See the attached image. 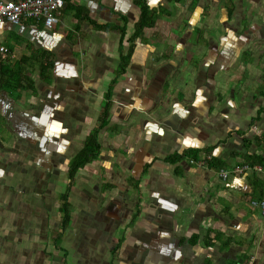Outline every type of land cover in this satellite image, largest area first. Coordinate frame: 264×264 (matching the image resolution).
I'll return each instance as SVG.
<instances>
[{"label":"crops","instance_id":"0c3cea01","mask_svg":"<svg viewBox=\"0 0 264 264\" xmlns=\"http://www.w3.org/2000/svg\"><path fill=\"white\" fill-rule=\"evenodd\" d=\"M251 1L147 0L170 14L132 41L120 75L114 72L139 15L133 0H65L50 29L41 20L0 22L7 47L0 52L5 264H53L47 231L63 237L76 264H264V216L251 203L264 198V143L253 141L264 135V20L257 17L264 0L249 19ZM94 22L125 24L124 41L116 28ZM40 50L51 54L48 78ZM106 101L100 153L68 182V166ZM244 139L252 140L247 149ZM190 149L223 166L180 158ZM241 151L263 163L235 155ZM242 163L261 170L219 176ZM56 165L64 174L49 179ZM65 192L69 220L62 228L57 199ZM23 229L37 230L34 239L16 237ZM59 249L62 257L54 256L65 259Z\"/></svg>","mask_w":264,"mask_h":264},{"label":"trees","instance_id":"16d2710c","mask_svg":"<svg viewBox=\"0 0 264 264\" xmlns=\"http://www.w3.org/2000/svg\"><path fill=\"white\" fill-rule=\"evenodd\" d=\"M134 4L137 6L138 11H139V15H138V19L136 22L135 27L133 28V32L129 37L130 43L129 47L127 49V52L125 55H122L121 57V64L118 67V69H116V71L114 72L115 75H120L122 72H124V67L127 65V63L130 61V57L132 55V51H133V40L140 34V32L142 31L143 28L146 27H152L155 23V21L161 17L163 14L164 15H169L170 12L169 10L165 9L163 6H161L160 4L157 5H153L151 6L147 0H133ZM169 1H180V0H169ZM82 10V9H81ZM94 25L102 28V27H107V28H116L117 30H119L120 32V43L124 41V36H125V30H126V25L122 24V25H117L115 23H111V24H97L94 22ZM42 57H45L46 62L45 64L41 65V72L43 74L44 77L48 78L50 76L49 73V69L52 66V62H51V54L49 51H44V50H40L39 53ZM1 82V79H0ZM109 109V103L106 101L99 113L98 116V121L99 124L96 128L92 129L89 134L86 136L83 147L78 151V153L73 157L70 165L68 166V170H67V176L68 177V182L71 181V179L73 178L72 176L75 175L76 171L83 167L85 164L91 162L93 159L97 158L99 153H100V145L98 142V130L104 126L107 121H106V116H107V112ZM252 140L249 139H244V149H247L250 145ZM253 141L257 144V145H261L264 143V135L261 136H257L254 137ZM199 150H186L184 152H182V154H180V158L183 156H189L190 158H196L197 154H198ZM205 152L209 153V150H205ZM235 155H241L245 161H250V163H254V162H258L260 164L263 163V158L260 155H256L254 154H247L245 151H241V152H236ZM207 163L209 166H215V167H221L223 166V162L222 161H217L215 157H211L209 159H206ZM259 188H260V194L262 197V187H263V183H261V181L258 179L257 180ZM69 188V186H68ZM62 212H63V216H62V228H65L66 224L68 223L69 220V214H68V205L69 203L67 202V193L65 192L62 195Z\"/></svg>","mask_w":264,"mask_h":264},{"label":"built area","instance_id":"2783aa9c","mask_svg":"<svg viewBox=\"0 0 264 264\" xmlns=\"http://www.w3.org/2000/svg\"><path fill=\"white\" fill-rule=\"evenodd\" d=\"M65 0H0V22L7 21L14 25L21 24L24 20H41L42 24L51 28L59 21L61 10L63 9ZM7 47L0 44V52H6ZM210 155L201 158H190V162L196 164H205L206 159ZM251 170L260 171L259 166H250L248 163L235 164L229 169H221L219 176L224 180L230 174H244ZM254 206L260 209L264 216V198L253 200ZM231 264H253L252 259L243 262H234Z\"/></svg>","mask_w":264,"mask_h":264},{"label":"rangeland","instance_id":"374dc122","mask_svg":"<svg viewBox=\"0 0 264 264\" xmlns=\"http://www.w3.org/2000/svg\"><path fill=\"white\" fill-rule=\"evenodd\" d=\"M165 6H169V5H172L173 4V2L174 1H170V2H167L166 0L164 1V0H160ZM259 10H260V7H259V4H258V0H252L251 2H250V4L247 6V13L245 12V14H247V15H249V19H252L253 17H255L256 15H257V13L256 12H259ZM241 13H244V12H242L241 11ZM253 16V17H252ZM258 18H260V19H263L264 20V13H262V14H260L259 16H257ZM258 21V20H257ZM259 22V21H258ZM245 23H247V22H245ZM264 22H262L261 24H263ZM242 26H243V24H241ZM59 55V54H58ZM255 79H256V77H255ZM257 82H260L261 84H262V81L260 80V79H257V81H256V83ZM262 85H257V87H258V89L260 90V89H262L263 88V86L261 87ZM242 93V92H241ZM96 97H99V96H97L96 95ZM228 97H231V99H233V102L235 103L236 102V99L235 98H233L231 95H229ZM230 105L231 104V102L229 101V102H227V105ZM81 117H84V118H80V119H82L84 122H87L88 120H90V117H86V116H81ZM69 128H70V126H68ZM9 160V159H8ZM9 162V161H8ZM63 166H61V165H56L53 169L52 168H50V170H48L49 172H48V178L49 177H51V176H49L50 174H64V170H63V168H62ZM19 172H21V169L19 170ZM50 179V178H49ZM49 179H48V181L47 182H49ZM62 178H60L59 177V179L58 180H55L54 181V184H56V187H58V185L60 184L59 183V181H61L62 182ZM62 184V183H61ZM52 196V198L54 199L55 198V194L54 195H51ZM58 200V202H59V204H61V201L63 202V199L62 200H60L59 198L57 199ZM54 205H55V201H54ZM68 209H69V206H68ZM53 210V209H52ZM52 210H51V214H52V217H53V215H55L54 214V212L56 211H53L52 212ZM63 215V213H61V216ZM52 220H56L55 219V217H53V219ZM51 229H53L52 227H51ZM24 230V232L26 231V233L24 234V233H22L21 231H16L15 233H16V237H19V236H21V238H25V239H30L31 237L33 238V236L31 235V233L32 234H34L37 230H33V229H23ZM49 231H47V241H49L48 243L47 242H45L44 241V243L46 244V247H47V254H48V259H50V258H52L53 257V260H52V262L51 263H57V264H76L75 263V260L74 259H76V256H74L73 257V255H71V252H70V248L69 247H67V246H65V242L63 243V237H59V238H57V239H53V238H51V237H49L50 236V234L48 233ZM59 233H61L60 231H59ZM7 233H2V234H0V239L1 240H5V237H3V235H6ZM31 236V237H30ZM30 237V238H29ZM34 239V238H33ZM1 240H0V251H2V249H6L7 248V245H3L4 243H2L1 242ZM16 241H17V239H16ZM17 243V242H16ZM21 243H19L18 244V246L17 247H19V245H20ZM10 245H12L11 243L9 244V246ZM59 246H61V247H63V252H66L67 251V253H66V258L64 259V258H60V257H58V256H54V254L55 253H59V256H61L62 257V253H61V251H60V249H59ZM13 253V251L10 253V255H9V257L11 258V257H13V255H11ZM61 253V254H60ZM4 256H6L5 255V253H0V264H5V262H6V259H5V257Z\"/></svg>","mask_w":264,"mask_h":264},{"label":"bare ground","instance_id":"6f19581e","mask_svg":"<svg viewBox=\"0 0 264 264\" xmlns=\"http://www.w3.org/2000/svg\"><path fill=\"white\" fill-rule=\"evenodd\" d=\"M38 23V22H37Z\"/></svg>","mask_w":264,"mask_h":264}]
</instances>
